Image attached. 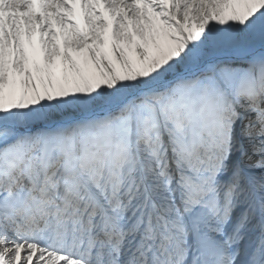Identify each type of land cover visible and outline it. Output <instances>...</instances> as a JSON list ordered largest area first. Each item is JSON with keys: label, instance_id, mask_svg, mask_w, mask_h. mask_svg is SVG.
Here are the masks:
<instances>
[{"label": "snow or ice", "instance_id": "obj_1", "mask_svg": "<svg viewBox=\"0 0 264 264\" xmlns=\"http://www.w3.org/2000/svg\"><path fill=\"white\" fill-rule=\"evenodd\" d=\"M0 264H264V0H0Z\"/></svg>", "mask_w": 264, "mask_h": 264}]
</instances>
